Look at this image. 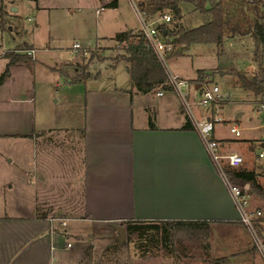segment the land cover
Masks as SVG:
<instances>
[{"label":"crops","instance_id":"obj_1","mask_svg":"<svg viewBox=\"0 0 264 264\" xmlns=\"http://www.w3.org/2000/svg\"><path fill=\"white\" fill-rule=\"evenodd\" d=\"M6 51L0 47V75ZM62 64H14L0 85V264H134L99 260L97 242L86 243L91 236L114 241L115 224L125 220L240 224L200 133L180 129L186 114L172 122V99L163 104L164 121L154 113L150 123L164 97L157 88L141 93L132 84L99 83V74L74 82ZM250 195L264 210L263 199ZM209 241L213 255L215 243H233L227 263L257 252L252 241L240 248L239 235ZM165 254L157 263L178 264Z\"/></svg>","mask_w":264,"mask_h":264},{"label":"rangeland","instance_id":"obj_2","mask_svg":"<svg viewBox=\"0 0 264 264\" xmlns=\"http://www.w3.org/2000/svg\"><path fill=\"white\" fill-rule=\"evenodd\" d=\"M1 3L7 12L5 21L0 19V46L3 50L30 54L33 50L30 48L33 47L30 44L32 43L35 52L30 64H34L37 70L46 68L43 64L78 62L83 65L90 61L89 70L93 75L99 74V83L117 81L124 86L132 84L126 62L122 60L116 67L114 64L115 59L124 53L122 45L115 40L117 32L142 27L139 12L131 0H119L116 8L106 6L101 0H0ZM13 6L17 7V10H13ZM180 6L183 17L178 20L173 18L171 22L165 23L166 25H171L175 21H179L184 27L200 24V17H197L193 4L182 2ZM168 13L171 11L168 10L166 14ZM153 19L162 20L158 15ZM76 42L82 46L81 49L73 48ZM256 48L255 38L251 35L227 37L222 45L194 44L186 55L170 56L165 60L167 76L171 73L185 81L186 84L181 87L182 93L188 95L196 119L201 121L208 117L214 119L212 132L218 142L217 153L222 155L238 153L244 157L248 156L247 166L250 168L256 167L254 162L264 140V109L259 108L260 104L264 103V95L257 97L253 90L242 84L239 75L231 71H244L248 77L260 71L259 62L254 59ZM200 70H206L208 74L198 81ZM215 85L219 88V99L206 107L199 106L200 89ZM162 88L164 89V86ZM140 96L142 97V94ZM152 98V95H146L144 99L153 100ZM170 99L172 122H177V115L185 116L186 112H181L182 102L177 92L174 89L164 90V97L156 99L160 102L154 105L153 113H150V123L154 122L152 116L154 113L161 116L164 121L163 104ZM238 115H241L239 119ZM233 125L240 128L241 136H236L230 131ZM252 143L254 145L250 147ZM259 180L264 183V177ZM10 194L15 195V192L8 191V196ZM254 195L255 199L261 198ZM11 209L16 208L8 201L6 210L11 213ZM211 235L229 239L231 236L239 235L242 238L240 248L246 242L252 241L248 229L241 222L240 224L230 222L226 225L210 224L207 231L178 227L172 236L174 247L178 249L179 254L176 258L177 263L226 264L230 259L227 253L231 252L232 242H228L227 247H224L227 244L215 243L214 246L218 248L214 255L209 254L210 243L207 258L203 255L204 251L199 249L200 246L194 244L193 240L205 239ZM115 241L116 239L109 241L99 237L94 239L91 236L87 238L86 243L97 244L99 260L127 258L134 264H144L145 258L150 255L153 258L151 263L159 264L158 258L166 255L159 243L155 245L154 242L148 241L145 237H138L137 234L127 233L122 244ZM189 253L194 258L185 259L189 257L187 255ZM255 253H240L241 258H233L227 264H264V257L260 253L259 255ZM223 259L225 260L222 263Z\"/></svg>","mask_w":264,"mask_h":264},{"label":"trees","instance_id":"obj_3","mask_svg":"<svg viewBox=\"0 0 264 264\" xmlns=\"http://www.w3.org/2000/svg\"><path fill=\"white\" fill-rule=\"evenodd\" d=\"M101 1L109 7L116 8L119 5V0ZM182 2L193 4L194 10L197 11V17H200L201 21L199 25L186 27L179 21H175L171 25L165 23L159 25L165 39L171 41L175 46L167 57L186 55L194 44L215 43L222 45L227 37L251 35L257 44L254 59L259 62L260 71L251 77L241 70L231 72L237 73L242 84L253 90L257 97L264 95V0H138V5L148 21L157 15L163 17L168 10L171 11L174 20H178L183 17L180 6ZM6 13L4 5L1 3L0 19L3 22L7 16ZM115 40L119 45H122L124 53L115 59L114 64H118L121 60L126 62L133 88H137L141 93H148L163 86L165 90L171 89V86L167 85L168 76L165 64L148 42L142 29L118 31ZM3 55L9 62L6 70L0 75V85L11 76V66L30 64L33 60L31 53L22 54L14 50H8ZM89 63L90 61L80 65L78 62H65L60 65L59 70L62 75L70 77L74 82L83 81L92 76ZM70 66L73 69H70ZM207 74L206 70H200L198 81L204 79ZM186 116V121L180 129L197 131L191 117ZM225 169L232 182L239 184L250 194L258 195L264 201V184L259 182L260 175L256 174L252 168L243 163L239 168L225 165ZM122 222L125 224L127 233L145 237L155 245L159 243L165 252L173 257H179L178 249H175L172 238L175 228L187 227L207 231L210 227V222L203 220H125ZM193 241L196 246H200L199 249L203 251L209 249V236ZM224 260L221 262L223 263Z\"/></svg>","mask_w":264,"mask_h":264},{"label":"built area","instance_id":"obj_4","mask_svg":"<svg viewBox=\"0 0 264 264\" xmlns=\"http://www.w3.org/2000/svg\"><path fill=\"white\" fill-rule=\"evenodd\" d=\"M136 11L139 12V15L142 20V27L144 35L148 39V42L152 47H154L155 52L157 53L160 60L165 64V60L171 51L174 50L175 46L171 41H168L163 36L159 25L163 23H169L173 20V15L171 13L165 14L161 17V21L152 19L151 21L147 20L146 15L141 12L138 1L131 0ZM99 10L97 11V13ZM164 20V21H163ZM73 48L79 50L82 46L76 42L73 44ZM35 50H32L31 53L34 55ZM167 65V64H165ZM167 68V66H166ZM185 81L179 78L177 75L168 74V83L167 85L171 86V89H174L179 97L181 98L182 106L184 111L188 116L193 120L198 133H200L201 139L204 143L205 149L208 151L214 166L216 167L218 173L222 177L224 184H226L233 202L236 205V208L239 212L240 222L248 229L250 236L252 238V244L255 250L264 257V210L254 208L252 206L251 195L250 193L242 188L239 184H236L231 181L225 165L232 168L242 167V164L245 162L243 155L238 153H228V154H219L217 153L218 142L213 137L214 130V119L208 117L204 120L196 119L193 115L191 108V102L187 94L182 93L181 87L185 85ZM164 90L162 87L158 88L157 94L162 96L164 95ZM219 88L218 86H205L200 89V100L198 101L199 106L206 107L210 103H213L219 99L218 97ZM259 108L264 109V103H261ZM230 131L233 132L236 136H241L242 132L237 125L230 127ZM260 151L256 156L255 162V173L264 174V140H262ZM63 225L67 223L65 221L61 222ZM70 243L68 246L70 247Z\"/></svg>","mask_w":264,"mask_h":264},{"label":"water","instance_id":"obj_5","mask_svg":"<svg viewBox=\"0 0 264 264\" xmlns=\"http://www.w3.org/2000/svg\"><path fill=\"white\" fill-rule=\"evenodd\" d=\"M12 9L17 10V7L13 6ZM240 116L241 115H238L237 119H239ZM114 227L117 231V234L115 236H113V239H116L115 243L122 244L126 240V235H127L126 227L123 223L122 224H115Z\"/></svg>","mask_w":264,"mask_h":264}]
</instances>
